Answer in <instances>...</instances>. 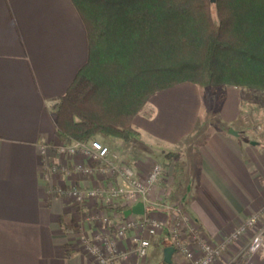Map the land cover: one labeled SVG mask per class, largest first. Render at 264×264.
Wrapping results in <instances>:
<instances>
[{"label": "crops", "instance_id": "0c3cea01", "mask_svg": "<svg viewBox=\"0 0 264 264\" xmlns=\"http://www.w3.org/2000/svg\"><path fill=\"white\" fill-rule=\"evenodd\" d=\"M87 59L86 27L72 0H0V264H98L82 247L83 236L97 229L89 216L101 208L115 226L127 217L93 200L74 207L59 192L61 187L93 188L103 180L97 162L81 154L67 157L57 148L64 141L56 137L53 107ZM176 87L181 86L155 94L136 116L138 138L122 142L100 134L95 139L140 179L155 161L162 162V182L147 205L162 199L184 204L211 241L226 242L216 264H244L246 259L264 264L261 253L248 251L251 238L264 228V94L227 86L215 95L217 112L213 104L208 109L198 101L192 117L181 109L168 118L169 105L156 97ZM222 91L226 97L220 102ZM187 119L190 129L176 131ZM172 151L184 163L178 177L175 162L166 158ZM64 162L67 172L61 169ZM90 162L95 171L83 176L77 166ZM104 174L110 182L117 180ZM163 188L168 194H162ZM165 203L154 214L167 213L171 221ZM253 215L259 216L257 225L233 239ZM138 234L151 239L149 254L141 259L132 251L125 264H163L164 250L173 244L168 230L153 236L129 231L122 247L135 245ZM172 260L187 264L176 250Z\"/></svg>", "mask_w": 264, "mask_h": 264}, {"label": "trees", "instance_id": "16d2710c", "mask_svg": "<svg viewBox=\"0 0 264 264\" xmlns=\"http://www.w3.org/2000/svg\"><path fill=\"white\" fill-rule=\"evenodd\" d=\"M72 1L86 27L88 59L53 107L60 141L102 134L130 142L150 99L181 83L264 94V0ZM225 97L222 91L218 100ZM166 158L178 177L180 153Z\"/></svg>", "mask_w": 264, "mask_h": 264}, {"label": "built area", "instance_id": "2783aa9c", "mask_svg": "<svg viewBox=\"0 0 264 264\" xmlns=\"http://www.w3.org/2000/svg\"><path fill=\"white\" fill-rule=\"evenodd\" d=\"M57 148L60 154L67 157L81 154L97 162L102 171L103 180L96 187L84 190L76 187L59 188V192L71 202L72 206L83 207L88 200H93L96 205L104 203L114 208L125 206L128 202L142 201L144 203L142 214H131L117 226L112 223L111 215L102 211L101 208L96 209L89 216V222L97 226V229L83 236L82 247L98 264H125L129 262L132 251L141 259L147 257L151 247L149 237L138 234L134 237L135 245L122 247V239L132 230L145 231L149 236L168 230L175 250L186 258L187 264H216L221 257L225 243L211 242L184 204L174 202L166 204L165 199H162L164 201L162 204L165 203L167 210H171V221L167 213L164 216L154 214L153 206H157L160 200L147 205L151 203L150 194L162 182L164 172L162 162L155 161L149 175L145 179H140L135 175L132 167L117 162L114 159L116 155L111 153L110 148L97 139L88 142L65 141L58 143ZM61 166L62 171H68L67 162ZM77 170L83 176H90L95 171V166L90 162L78 165ZM107 172L116 175L117 180L108 181L104 174ZM168 192V188H163L162 194L165 195ZM257 221V215L250 217L232 234V237L243 234L248 228L256 225ZM188 242L191 243L188 244ZM249 251L251 253L262 251L264 254V229L252 239ZM244 264L252 263L247 261Z\"/></svg>", "mask_w": 264, "mask_h": 264}, {"label": "rangeland", "instance_id": "374dc122", "mask_svg": "<svg viewBox=\"0 0 264 264\" xmlns=\"http://www.w3.org/2000/svg\"><path fill=\"white\" fill-rule=\"evenodd\" d=\"M178 86H181V87H176L174 89H171L170 91L162 93V94H165V95H162L160 93V95H162V96L156 97V98H158L157 99L158 102H160V103L164 102L165 104L169 105V108H168V111H169L168 114L169 115H167L168 118L175 117L176 114L180 115L181 109L185 112V115L187 116V118L188 117H192L193 114H194L193 111L195 110V106L198 103V101H203L202 103L206 107L209 106L208 109H211L212 108L211 104H213L214 106H213L212 109L214 110V112H217L220 109L219 104L217 102V98L215 97L216 93L218 92V89H220V88H212V89L208 88L207 89V88L199 87V86H197L195 84H192V83H189V82L182 83V84H180ZM153 98H154V96H153ZM182 107H184V109ZM205 114L206 113H205V110H204V112L202 113V120H203L204 117H206ZM202 126H203V128L205 127V124H203V121L201 123V127ZM213 127L214 126H211V129ZM187 129H190L189 119H187L185 121V123H180V124L176 125V131H183V130H187ZM209 131H210V128H209ZM159 160L162 161V159H159ZM258 218H259V216H258ZM257 223H258V221H257ZM256 225H254L253 227H255ZM263 229L264 228H262L261 230H258L256 232V234H254V236L250 240V243H251L252 239L259 233V231H263ZM243 233L244 234H239L237 237H233V239L234 238H238L241 235L244 236L246 232L244 231ZM211 242H213V241H211ZM214 243H216V242H214ZM221 243H224V242H221ZM250 243H249V246H250ZM226 248H227V245H226V242H225L224 252H225ZM248 251H249V248H248ZM249 253H251V252L249 251ZM255 253H261L264 256L262 251H257ZM247 261H249V259H246V262Z\"/></svg>", "mask_w": 264, "mask_h": 264}, {"label": "water", "instance_id": "95a60500", "mask_svg": "<svg viewBox=\"0 0 264 264\" xmlns=\"http://www.w3.org/2000/svg\"><path fill=\"white\" fill-rule=\"evenodd\" d=\"M232 132V130H231ZM144 212V203L138 202L132 208L128 209L125 213L126 216H129L131 214H142ZM175 252L174 246H168L164 250V263L165 264H172L173 260V254Z\"/></svg>", "mask_w": 264, "mask_h": 264}]
</instances>
